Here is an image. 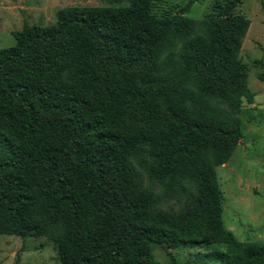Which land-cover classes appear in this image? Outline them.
Returning a JSON list of instances; mask_svg holds the SVG:
<instances>
[{"label": "trees", "instance_id": "trees-1", "mask_svg": "<svg viewBox=\"0 0 264 264\" xmlns=\"http://www.w3.org/2000/svg\"><path fill=\"white\" fill-rule=\"evenodd\" d=\"M124 1L59 8L0 48V234L52 240L59 264L212 245L210 264H264L224 225L216 172L253 102L241 0L197 19Z\"/></svg>", "mask_w": 264, "mask_h": 264}, {"label": "rangeland", "instance_id": "rangeland-1", "mask_svg": "<svg viewBox=\"0 0 264 264\" xmlns=\"http://www.w3.org/2000/svg\"><path fill=\"white\" fill-rule=\"evenodd\" d=\"M188 1L192 3L185 14L197 19L213 13L215 1L223 0H161L152 11L157 15L174 12ZM123 4L124 0H0V48L14 45L12 33L23 22L50 24L59 8ZM236 11L250 21L239 58L247 66L253 102H242V137L230 159L216 167V172L224 225L240 240L264 244V81L258 77L264 71V0H241ZM216 247H155L154 264H210L209 257ZM0 264L59 263L55 244L46 237L0 234Z\"/></svg>", "mask_w": 264, "mask_h": 264}]
</instances>
